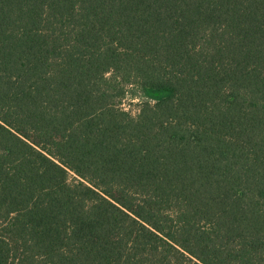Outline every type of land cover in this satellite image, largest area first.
Instances as JSON below:
<instances>
[{
    "label": "trees",
    "instance_id": "obj_1",
    "mask_svg": "<svg viewBox=\"0 0 264 264\" xmlns=\"http://www.w3.org/2000/svg\"><path fill=\"white\" fill-rule=\"evenodd\" d=\"M0 264H264V0H0Z\"/></svg>",
    "mask_w": 264,
    "mask_h": 264
},
{
    "label": "rangeland",
    "instance_id": "obj_2",
    "mask_svg": "<svg viewBox=\"0 0 264 264\" xmlns=\"http://www.w3.org/2000/svg\"><path fill=\"white\" fill-rule=\"evenodd\" d=\"M140 102L138 99L132 101L131 98H128L124 101L122 107L128 111L131 115L135 116L139 112Z\"/></svg>",
    "mask_w": 264,
    "mask_h": 264
}]
</instances>
